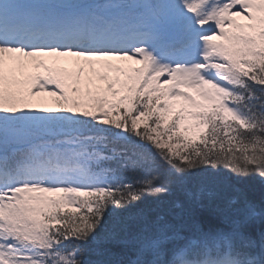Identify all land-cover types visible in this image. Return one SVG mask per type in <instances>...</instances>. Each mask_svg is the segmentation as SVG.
<instances>
[{
  "label": "snow or ice",
  "instance_id": "1",
  "mask_svg": "<svg viewBox=\"0 0 264 264\" xmlns=\"http://www.w3.org/2000/svg\"><path fill=\"white\" fill-rule=\"evenodd\" d=\"M102 2L0 0V264L112 241L119 264H264V209L237 198L222 226L105 233L174 186L264 183V0Z\"/></svg>",
  "mask_w": 264,
  "mask_h": 264
},
{
  "label": "trees",
  "instance_id": "2",
  "mask_svg": "<svg viewBox=\"0 0 264 264\" xmlns=\"http://www.w3.org/2000/svg\"><path fill=\"white\" fill-rule=\"evenodd\" d=\"M191 193V195H190ZM237 198L238 202L231 207L243 203L245 200L252 203L261 201L264 198V183L258 178H248L244 180L228 179L223 183L205 184L201 191V186L191 183L186 187L174 186L171 193L161 197H148L140 210L146 208L144 212L149 213V221L155 222L157 217L170 216L172 219L190 215L197 217L195 221L202 222L207 226H214L220 223L219 210L229 208V201ZM178 199L185 200V207L176 206ZM166 201L170 206L164 214V206L162 203ZM138 210V211H140ZM113 213L105 226V231H120L123 228L124 220L127 214ZM89 250L86 253V259L95 264L98 260L111 261L112 264L126 261L130 258L125 252V247L121 243H115L108 246L107 242L98 245H89ZM97 249L103 252V255L98 254Z\"/></svg>",
  "mask_w": 264,
  "mask_h": 264
},
{
  "label": "bare ground",
  "instance_id": "3",
  "mask_svg": "<svg viewBox=\"0 0 264 264\" xmlns=\"http://www.w3.org/2000/svg\"><path fill=\"white\" fill-rule=\"evenodd\" d=\"M179 201H181L180 199H179ZM164 203H162V205L165 207L164 208V214H165V211L170 207L168 204H167V202L166 201H163ZM108 245V244H107Z\"/></svg>",
  "mask_w": 264,
  "mask_h": 264
},
{
  "label": "rangeland",
  "instance_id": "4",
  "mask_svg": "<svg viewBox=\"0 0 264 264\" xmlns=\"http://www.w3.org/2000/svg\"><path fill=\"white\" fill-rule=\"evenodd\" d=\"M62 66L67 67L68 68V63H64Z\"/></svg>",
  "mask_w": 264,
  "mask_h": 264
}]
</instances>
